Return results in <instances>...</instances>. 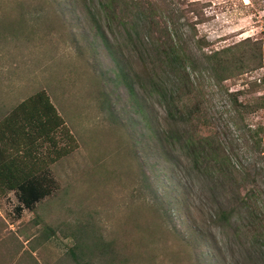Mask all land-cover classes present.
<instances>
[{"label":"rangeland","instance_id":"374dc122","mask_svg":"<svg viewBox=\"0 0 264 264\" xmlns=\"http://www.w3.org/2000/svg\"><path fill=\"white\" fill-rule=\"evenodd\" d=\"M153 1L198 39L184 128L220 129L239 160L264 166V0ZM90 27L82 0H0V120L43 90L64 123L50 138L6 140L15 162L51 191L18 211L16 193L0 184V264H264V226H249L261 245L244 243L241 226L225 234L210 226L208 185L183 156L167 160L162 137L173 125L164 107L129 96ZM143 49L146 61L158 58ZM215 51L229 61L226 73L207 70ZM117 57L146 75L133 52ZM231 94L255 109L236 111ZM257 126L260 145L249 131ZM258 181L264 191V176Z\"/></svg>","mask_w":264,"mask_h":264},{"label":"trees","instance_id":"16d2710c","mask_svg":"<svg viewBox=\"0 0 264 264\" xmlns=\"http://www.w3.org/2000/svg\"><path fill=\"white\" fill-rule=\"evenodd\" d=\"M82 2L91 21L90 29L112 58L117 81L131 98L145 93L164 107L166 117L173 125L163 132L162 137L169 147L167 160L175 164L177 157L183 156L189 161L191 174L208 185L215 206L210 226H217L222 234L228 226H241L237 236L242 234L244 243L254 241V244L261 245L263 234H251L249 226H262L261 229L264 226V191L258 181L264 176V166L239 160L232 146L226 144L220 129L204 134L199 132L198 126L191 130L184 128L193 120L192 110L186 107V98L196 84L193 76L196 62L192 52L198 44L195 34L185 37L179 32L178 19L165 14V9L153 0ZM146 44L154 50L156 60L146 61L143 49ZM123 49L135 54L147 72L145 76L127 70L117 57ZM218 52L205 55L209 73H226L230 69L229 61L218 57ZM231 96L232 107L238 112L240 109L252 111L256 107L239 102L236 94ZM63 125L61 116L43 90L21 101L0 120V184L16 193L20 202L16 208L18 211L32 209L51 190L44 176L15 162L8 152L6 140L12 134L25 137L38 134L50 138ZM249 131L255 145H260L262 139L259 135L263 128L257 126L256 130Z\"/></svg>","mask_w":264,"mask_h":264},{"label":"built area","instance_id":"2783aa9c","mask_svg":"<svg viewBox=\"0 0 264 264\" xmlns=\"http://www.w3.org/2000/svg\"><path fill=\"white\" fill-rule=\"evenodd\" d=\"M258 81L261 83V79L260 78H258Z\"/></svg>","mask_w":264,"mask_h":264}]
</instances>
